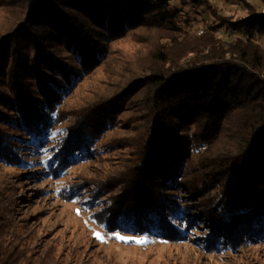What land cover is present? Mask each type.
<instances>
[{"label":"trees","instance_id":"trees-1","mask_svg":"<svg viewBox=\"0 0 264 264\" xmlns=\"http://www.w3.org/2000/svg\"><path fill=\"white\" fill-rule=\"evenodd\" d=\"M241 2L246 16L233 19L208 0H0V164H26L27 146L46 141L61 100L111 42L136 34L143 52L119 63L130 80L75 112L49 169L91 156L128 107L130 165L107 182L119 188L103 201L104 228L176 240L182 222L185 232L207 227V247L264 244V0ZM189 4L212 17L200 36L184 16ZM51 261L0 214V264Z\"/></svg>","mask_w":264,"mask_h":264},{"label":"rangeland","instance_id":"rangeland-1","mask_svg":"<svg viewBox=\"0 0 264 264\" xmlns=\"http://www.w3.org/2000/svg\"><path fill=\"white\" fill-rule=\"evenodd\" d=\"M245 1L259 6V0ZM209 2L225 17L246 16L241 0ZM184 16L191 21L192 32L199 36L212 20L207 10L191 4L185 7ZM218 35L223 36L222 32ZM139 36L145 41L152 38L143 31ZM137 37L130 34L109 44L108 56L61 100L60 118L49 127L46 141L35 148L27 146L26 164L19 167L0 164V214L13 220L21 238L39 255L50 250L51 264H264V244L249 240L233 247H207L204 236L207 227L202 225L185 227V232L183 223L177 222L182 225L183 234L176 240L104 228L99 222L107 209L104 202L110 204L112 197H109L118 193L119 188L111 182L113 188L108 190L107 182L130 165V148L122 140L131 135H124L131 116L128 107H121L113 126L98 134V141L91 145V156L58 168L57 174L49 169V164L56 165L54 155L64 145V129L75 112H86L96 99L108 97L113 85L125 86L130 80L128 71L122 72L119 63L132 62L133 56L143 52L139 50ZM96 93L103 96L96 98ZM101 184L104 192L95 196ZM97 233L102 239L97 238ZM117 234L131 239L127 243L117 240ZM135 239H144L146 243L136 244Z\"/></svg>","mask_w":264,"mask_h":264},{"label":"snow or ice","instance_id":"snow-or-ice-1","mask_svg":"<svg viewBox=\"0 0 264 264\" xmlns=\"http://www.w3.org/2000/svg\"><path fill=\"white\" fill-rule=\"evenodd\" d=\"M95 235L97 236L98 239H102L98 233L95 234ZM115 238L117 240H120V241H123V242H126V243L128 242V239H131V238H125L124 236H121L119 234H117ZM134 242L136 244H144V243H146V241L144 239H135Z\"/></svg>","mask_w":264,"mask_h":264},{"label":"built area","instance_id":"built-area-1","mask_svg":"<svg viewBox=\"0 0 264 264\" xmlns=\"http://www.w3.org/2000/svg\"><path fill=\"white\" fill-rule=\"evenodd\" d=\"M208 1H217V0H208ZM235 35H236V32L233 31L227 36V38H233Z\"/></svg>","mask_w":264,"mask_h":264}]
</instances>
